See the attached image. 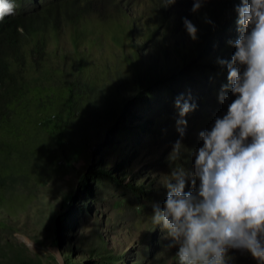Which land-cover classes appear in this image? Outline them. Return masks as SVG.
<instances>
[{
	"label": "trees",
	"instance_id": "1",
	"mask_svg": "<svg viewBox=\"0 0 264 264\" xmlns=\"http://www.w3.org/2000/svg\"><path fill=\"white\" fill-rule=\"evenodd\" d=\"M238 2L207 0L193 12V0L170 6L166 0H44L32 11L0 20V228L15 229V220L32 202L31 194L4 186V179L24 176L37 186L66 173L76 156L90 160L86 170H74L76 187L93 172L125 185L142 200L165 193L161 181L170 171L167 157L180 139L174 106L180 95L174 86L186 87L195 76L226 80V68L217 59H230L235 51L228 41L238 36ZM184 18L197 27L196 40ZM218 92L213 87L206 95H189L197 107L185 117L186 153L177 162L188 170L194 165L191 152L203 143L198 133L226 113L229 101L221 104ZM152 101L161 112L150 108L141 114L140 108ZM130 135L140 140L136 147ZM104 138L111 144L94 150L112 157L94 166L91 149ZM109 160L116 173L107 169ZM140 164L148 167L134 175ZM71 201L67 193L63 213ZM62 212L56 213L55 225ZM151 214H140L128 226L141 242L154 226ZM160 241L150 264H164L168 241L163 235ZM229 254L231 264H257L246 251L231 249Z\"/></svg>",
	"mask_w": 264,
	"mask_h": 264
},
{
	"label": "clouds",
	"instance_id": "2",
	"mask_svg": "<svg viewBox=\"0 0 264 264\" xmlns=\"http://www.w3.org/2000/svg\"><path fill=\"white\" fill-rule=\"evenodd\" d=\"M176 2L166 0L165 6ZM206 2L193 0L192 11ZM16 8V0H0V20L15 15ZM234 11L238 36L228 44L235 51L230 59H217L227 71L217 99L230 102L210 129L198 133L203 143L191 152L192 170L177 162L186 153L185 117L197 104L183 94L174 101L180 139L161 181L166 199L162 206L153 204L151 222L161 229L166 247L175 249L178 264H231V249L264 264V0H239ZM183 23L196 40L197 27L187 18Z\"/></svg>",
	"mask_w": 264,
	"mask_h": 264
},
{
	"label": "rangeland",
	"instance_id": "3",
	"mask_svg": "<svg viewBox=\"0 0 264 264\" xmlns=\"http://www.w3.org/2000/svg\"><path fill=\"white\" fill-rule=\"evenodd\" d=\"M38 1L44 0H16L15 14L32 11L37 8ZM226 36L228 39L229 33ZM226 36H219L220 41L226 43ZM188 82L190 84L186 87L174 86L179 95H206L210 88L220 90L227 81L218 77L210 82L205 77L195 76ZM150 108L161 112L157 102L152 101L140 108L141 114H148ZM109 139H101L91 149L94 166H101L103 159L112 157L108 151L94 150L95 147L103 148L105 144L109 146ZM130 142L136 147L140 140L130 135ZM70 163L65 166L66 173L62 176L44 179L37 186L24 176L4 179V186L31 194L32 202L24 206V213L15 220V229L0 228V264H150L161 247V229L153 226L150 237L141 242L128 226L135 217L152 211L153 204L162 206L166 191L155 192L151 200H142L125 185L93 172L86 177L83 186L76 187L78 174L74 170H86L90 160L76 156ZM106 165L111 174L117 172L112 160ZM147 167L138 165L134 175L141 174ZM67 193L72 194V201L63 213L62 204ZM5 195L8 197L10 194ZM118 207H123V214L114 212ZM58 211L63 214L55 225ZM167 249L163 248L166 253L164 264H178L175 251L167 252Z\"/></svg>",
	"mask_w": 264,
	"mask_h": 264
}]
</instances>
